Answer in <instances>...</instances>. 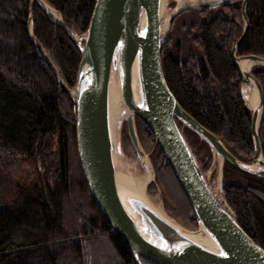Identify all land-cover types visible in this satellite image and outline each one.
<instances>
[{
	"label": "trees",
	"instance_id": "1",
	"mask_svg": "<svg viewBox=\"0 0 264 264\" xmlns=\"http://www.w3.org/2000/svg\"><path fill=\"white\" fill-rule=\"evenodd\" d=\"M76 35L87 32L96 0H45ZM31 0H0V264H135L97 209L77 150L76 110L28 34ZM242 2L192 9L173 22L161 52L166 83L181 107L240 161L251 163L252 113L231 58L243 33ZM238 57L264 58V0H250ZM33 31L66 86L76 84L82 50L36 3ZM253 75L264 94V68ZM178 126L203 172L209 146ZM166 210L198 229L189 202L153 134L136 117ZM123 141L133 152L127 128ZM264 157V113L260 125ZM223 191L237 223L264 250V180L225 163ZM145 264H151L143 261Z\"/></svg>",
	"mask_w": 264,
	"mask_h": 264
},
{
	"label": "water",
	"instance_id": "2",
	"mask_svg": "<svg viewBox=\"0 0 264 264\" xmlns=\"http://www.w3.org/2000/svg\"><path fill=\"white\" fill-rule=\"evenodd\" d=\"M237 1L242 2L243 33L232 48L231 58L241 80V97L252 113L251 163L237 159L218 137L181 107L166 83L161 63L163 45L180 14ZM249 1L176 0L169 18L163 22L164 0H96L88 30L80 37L84 48L76 84L70 89L33 31L36 3L48 14L49 10L59 12L44 0H31L28 34L75 107L77 150L91 196L131 251L135 264H264V250L237 223L223 191L226 162L244 174L264 180L260 143L264 94L252 73L254 67L264 68V58L237 56L249 31ZM59 19L57 25L76 43L62 17ZM254 94L257 103L250 107ZM136 117L146 124L161 148L194 213L196 232L152 206L147 195L149 183L145 196L120 183L123 173L118 158L124 126L147 176L150 174L152 182L155 177L150 155L138 136ZM178 123L211 149L218 162L217 189L221 199L211 188Z\"/></svg>",
	"mask_w": 264,
	"mask_h": 264
},
{
	"label": "rangeland",
	"instance_id": "3",
	"mask_svg": "<svg viewBox=\"0 0 264 264\" xmlns=\"http://www.w3.org/2000/svg\"><path fill=\"white\" fill-rule=\"evenodd\" d=\"M175 6H176V0H164L163 17H162L163 22L169 18L170 14L173 11ZM50 12L51 11L49 10V14L47 13V15L50 17L52 22L57 25V21L53 18V16L50 14ZM57 16L59 18H61L59 14H57ZM62 21H63V19H62ZM72 35L77 40L75 44H77L79 47H81V49L84 48V41L80 40V37H82L84 34L79 36V35L72 33ZM78 39H79V41H78ZM132 149H133V147H132ZM145 152H146V150H145ZM147 154L150 155V160H151V153H147ZM120 159L124 163H126L130 166V171L132 172V175H134L136 177V179L144 180L146 178L147 174H146V172L143 168V165L141 164L139 158L137 157L134 149H133V152H131L130 148H127L125 146L124 141H123V133H122V140H121ZM120 171H121V173L124 174V172L126 171L125 167H120ZM154 173H155L154 181L152 182V178H151V180L148 184V187H147V195H148L149 201L151 203H153V205L156 208H158L161 212L165 213L169 218L173 219L179 225L186 228L180 222H178L172 215H170L168 213V211L166 210V202L168 203V201H167L166 197L164 196V192H163L162 188H160V186L157 183L158 180H157L155 169H154ZM204 173H205L206 178L208 179V181L210 183L211 188L217 194L218 198L221 199V195L217 189L218 188V162H217V160H215V157L213 158L212 166L208 170H206ZM186 229H188V228H186ZM188 230H190V229H188ZM190 231H193V230H190ZM196 231H194V232H196Z\"/></svg>",
	"mask_w": 264,
	"mask_h": 264
},
{
	"label": "bare ground",
	"instance_id": "4",
	"mask_svg": "<svg viewBox=\"0 0 264 264\" xmlns=\"http://www.w3.org/2000/svg\"><path fill=\"white\" fill-rule=\"evenodd\" d=\"M185 6H186V3L182 2V7H185ZM50 14L53 16V18L57 22L60 21L59 17L57 16V14L55 12L51 11ZM256 103H257V95L254 94L252 99L250 100L249 105H250V107H254V105ZM118 163H119L120 167H125V170H126L124 172V174L120 177V183L123 186L130 187L132 190H134L137 193L145 196L146 185L149 183V181L151 179L150 174H148V176H146V178L144 180L136 179V177L134 175H132V172L130 171V166L128 164L124 163L120 158H118ZM151 204H152V206H154L153 203H151ZM155 209H158V208L155 207ZM198 238L201 239L200 236H198ZM201 240L204 241L203 239H201Z\"/></svg>",
	"mask_w": 264,
	"mask_h": 264
}]
</instances>
